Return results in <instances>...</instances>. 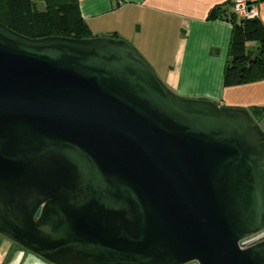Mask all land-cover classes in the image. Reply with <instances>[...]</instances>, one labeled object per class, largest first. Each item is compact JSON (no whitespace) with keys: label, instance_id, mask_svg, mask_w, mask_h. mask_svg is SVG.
<instances>
[{"label":"water","instance_id":"1","mask_svg":"<svg viewBox=\"0 0 264 264\" xmlns=\"http://www.w3.org/2000/svg\"><path fill=\"white\" fill-rule=\"evenodd\" d=\"M264 130L172 92L127 41L0 22V236L42 264H264Z\"/></svg>","mask_w":264,"mask_h":264},{"label":"crops","instance_id":"2","mask_svg":"<svg viewBox=\"0 0 264 264\" xmlns=\"http://www.w3.org/2000/svg\"><path fill=\"white\" fill-rule=\"evenodd\" d=\"M78 1L80 14L93 38L127 41L175 94L249 111L264 107V80L224 86L233 26L210 16L218 7L231 11V0ZM247 1L258 6L264 25V0ZM258 47L257 42L246 44L247 52ZM0 264L42 263L0 236Z\"/></svg>","mask_w":264,"mask_h":264},{"label":"trees","instance_id":"3","mask_svg":"<svg viewBox=\"0 0 264 264\" xmlns=\"http://www.w3.org/2000/svg\"><path fill=\"white\" fill-rule=\"evenodd\" d=\"M46 10L32 6L33 0H0V22L18 34L31 39L66 37L93 38L83 20L78 0H43ZM231 2L229 7L231 8ZM210 19L225 20L232 24L230 53L224 72V86L233 87L264 80V25L260 19L239 20L232 11L216 8ZM257 42L255 51L247 52L246 44ZM260 122L264 107L250 111Z\"/></svg>","mask_w":264,"mask_h":264},{"label":"built area","instance_id":"4","mask_svg":"<svg viewBox=\"0 0 264 264\" xmlns=\"http://www.w3.org/2000/svg\"><path fill=\"white\" fill-rule=\"evenodd\" d=\"M231 11L239 20L259 19L258 6L247 0H231ZM264 241V230L249 236L240 242L242 249H248ZM187 264H200L198 261H192Z\"/></svg>","mask_w":264,"mask_h":264},{"label":"rangeland","instance_id":"5","mask_svg":"<svg viewBox=\"0 0 264 264\" xmlns=\"http://www.w3.org/2000/svg\"><path fill=\"white\" fill-rule=\"evenodd\" d=\"M32 6L34 7V9L38 10V11H45L46 10V3H44L43 0H33L32 2ZM260 126L261 128L264 130V122L260 123ZM16 245V244H15ZM18 248H21L19 247L18 245H16ZM22 249V248H21ZM29 253V252H28Z\"/></svg>","mask_w":264,"mask_h":264}]
</instances>
